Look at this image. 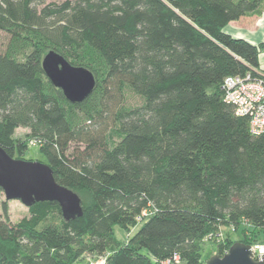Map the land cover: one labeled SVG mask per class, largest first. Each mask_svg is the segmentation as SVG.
Segmentation results:
<instances>
[{
    "label": "trees",
    "instance_id": "obj_1",
    "mask_svg": "<svg viewBox=\"0 0 264 264\" xmlns=\"http://www.w3.org/2000/svg\"><path fill=\"white\" fill-rule=\"evenodd\" d=\"M262 12L264 0H0V148L23 160L14 132L27 129L82 209L65 221L57 203H35L10 224L4 203L0 264H205L201 244L223 227L263 240L264 132L223 89L264 77V45L225 32ZM50 51L92 73L81 104L45 76ZM115 226L138 229L124 243Z\"/></svg>",
    "mask_w": 264,
    "mask_h": 264
},
{
    "label": "water",
    "instance_id": "obj_2",
    "mask_svg": "<svg viewBox=\"0 0 264 264\" xmlns=\"http://www.w3.org/2000/svg\"><path fill=\"white\" fill-rule=\"evenodd\" d=\"M41 66L51 84L61 90L71 104H81L95 88V79L90 71L72 66L53 51L43 57ZM0 189L5 201H18L26 208L35 203L55 202L65 221L82 214L78 195L56 183L48 165L13 159L1 148ZM251 256L249 245L236 242L225 255L214 254L205 264H264L254 261Z\"/></svg>",
    "mask_w": 264,
    "mask_h": 264
},
{
    "label": "built area",
    "instance_id": "obj_3",
    "mask_svg": "<svg viewBox=\"0 0 264 264\" xmlns=\"http://www.w3.org/2000/svg\"><path fill=\"white\" fill-rule=\"evenodd\" d=\"M260 75V74H259ZM224 101L235 108V114L239 117L249 118L250 131L254 135L264 132V77L252 79L250 75L244 78L231 77L224 81ZM32 146L39 147L40 142L32 140ZM149 214L144 211L141 216ZM140 218H138L139 220ZM218 238V234L213 238ZM213 240L211 236L205 238ZM220 241V240H217ZM252 251L251 258L256 262L264 263V239L255 241L249 245ZM227 253V252H226ZM225 253V254H226ZM92 264H104L103 259L96 260ZM162 264H180L178 256H173Z\"/></svg>",
    "mask_w": 264,
    "mask_h": 264
},
{
    "label": "rangeland",
    "instance_id": "obj_4",
    "mask_svg": "<svg viewBox=\"0 0 264 264\" xmlns=\"http://www.w3.org/2000/svg\"><path fill=\"white\" fill-rule=\"evenodd\" d=\"M45 4L50 3H61L64 0H43ZM73 1V0H71ZM2 41H5L4 38L0 40V50L2 48ZM141 103V100L135 96L127 95L125 105L128 107H134L138 106ZM27 132L26 130H23L22 128L16 129L14 132V138L17 142V145H22L21 143H26L28 145V148H18L16 151V155L23 157L24 161H32V162H41L46 163L45 157L40 153L38 147L32 146L30 142L32 140L28 141L27 138ZM19 143V144H18ZM5 203L7 207V214H8V220L10 224H15L19 222L21 219L28 216V210L25 206H23L18 201H5V197L3 193H0V221L3 220V212H2V205ZM138 226L130 229V230H122L118 226L114 227V233L118 240L123 241L124 243L128 241L129 238L133 236V234L137 231ZM226 238H229L232 242H239L243 239V234L241 233V229L239 231H233L232 228L223 227L220 229V232L218 234V238H215L213 240H204V242L201 244V253L202 257L204 259V263L208 260L209 257L213 255V251L215 249V245L217 242H224ZM220 240V241H217ZM227 243V242H226ZM93 261L92 258L86 257L80 262L76 264H92ZM184 264V263H180Z\"/></svg>",
    "mask_w": 264,
    "mask_h": 264
},
{
    "label": "crops",
    "instance_id": "obj_5",
    "mask_svg": "<svg viewBox=\"0 0 264 264\" xmlns=\"http://www.w3.org/2000/svg\"><path fill=\"white\" fill-rule=\"evenodd\" d=\"M225 32L236 39H242L253 46L264 45V12L258 16L245 17L230 23ZM259 71L264 74V50L258 57ZM26 130L28 133L27 129Z\"/></svg>",
    "mask_w": 264,
    "mask_h": 264
}]
</instances>
